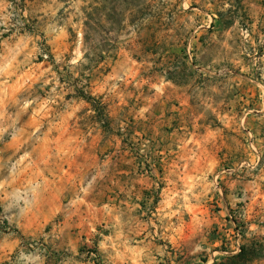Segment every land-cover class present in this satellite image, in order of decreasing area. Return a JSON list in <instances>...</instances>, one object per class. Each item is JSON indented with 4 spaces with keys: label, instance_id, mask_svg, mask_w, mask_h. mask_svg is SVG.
<instances>
[{
    "label": "rangeland",
    "instance_id": "obj_1",
    "mask_svg": "<svg viewBox=\"0 0 264 264\" xmlns=\"http://www.w3.org/2000/svg\"><path fill=\"white\" fill-rule=\"evenodd\" d=\"M0 264H264V0H0Z\"/></svg>",
    "mask_w": 264,
    "mask_h": 264
},
{
    "label": "trees",
    "instance_id": "obj_2",
    "mask_svg": "<svg viewBox=\"0 0 264 264\" xmlns=\"http://www.w3.org/2000/svg\"><path fill=\"white\" fill-rule=\"evenodd\" d=\"M78 96L82 97L84 100H86V102H91L93 100V98L90 97L89 95L81 94V95H78ZM96 112H97V114L99 116L98 118L101 120L103 118V111H102V109L100 108ZM5 223H7V222L5 221Z\"/></svg>",
    "mask_w": 264,
    "mask_h": 264
}]
</instances>
